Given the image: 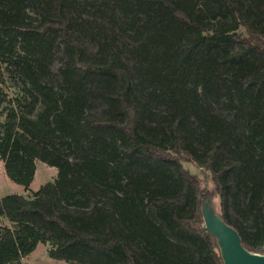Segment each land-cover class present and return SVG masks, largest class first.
<instances>
[{
    "label": "trees",
    "instance_id": "16d2710c",
    "mask_svg": "<svg viewBox=\"0 0 264 264\" xmlns=\"http://www.w3.org/2000/svg\"><path fill=\"white\" fill-rule=\"evenodd\" d=\"M0 83V264H224L182 157L264 253V0H0Z\"/></svg>",
    "mask_w": 264,
    "mask_h": 264
},
{
    "label": "rangeland",
    "instance_id": "374dc122",
    "mask_svg": "<svg viewBox=\"0 0 264 264\" xmlns=\"http://www.w3.org/2000/svg\"><path fill=\"white\" fill-rule=\"evenodd\" d=\"M0 86H2L1 83ZM8 93L11 96L14 94L12 89H9ZM2 118L3 116L0 119ZM182 163L200 181L203 190L201 198H211L216 210L221 212L220 197L210 170L198 165L194 160L187 157H182ZM57 174L58 169L56 167L38 160L35 179L31 183L30 188L26 189L25 186L14 182L8 177L4 161L0 160V198L10 193L30 194L31 191L38 190L45 182L54 180ZM202 226H204V223H202ZM48 249L49 246L47 244L39 243L31 254L23 258V262L25 264H73L52 258L48 253Z\"/></svg>",
    "mask_w": 264,
    "mask_h": 264
},
{
    "label": "water",
    "instance_id": "95a60500",
    "mask_svg": "<svg viewBox=\"0 0 264 264\" xmlns=\"http://www.w3.org/2000/svg\"><path fill=\"white\" fill-rule=\"evenodd\" d=\"M204 231L216 239L224 264H264V253L247 248L239 231L218 212L211 198H201Z\"/></svg>",
    "mask_w": 264,
    "mask_h": 264
}]
</instances>
